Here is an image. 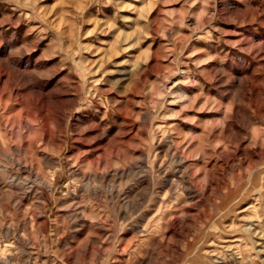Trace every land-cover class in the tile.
<instances>
[{
	"label": "rangeland",
	"instance_id": "1",
	"mask_svg": "<svg viewBox=\"0 0 264 264\" xmlns=\"http://www.w3.org/2000/svg\"><path fill=\"white\" fill-rule=\"evenodd\" d=\"M0 264H264V0H0Z\"/></svg>",
	"mask_w": 264,
	"mask_h": 264
}]
</instances>
